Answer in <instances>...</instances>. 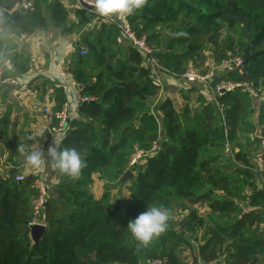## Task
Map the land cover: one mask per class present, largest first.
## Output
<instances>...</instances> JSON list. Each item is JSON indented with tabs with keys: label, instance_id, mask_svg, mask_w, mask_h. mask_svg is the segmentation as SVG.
<instances>
[{
	"label": "trees",
	"instance_id": "obj_1",
	"mask_svg": "<svg viewBox=\"0 0 264 264\" xmlns=\"http://www.w3.org/2000/svg\"><path fill=\"white\" fill-rule=\"evenodd\" d=\"M28 3L31 5L24 7ZM198 4L147 0L142 9L126 17L136 34L155 40L156 58L163 56L158 44L161 26H175V33L163 46L171 52L183 47L197 71L209 58L216 66L241 58L242 66L229 67L212 78L213 85L222 80L234 85L217 98L225 122L219 120L220 109L203 95L198 97V101H204L200 108H192L189 102L178 108L174 100L166 98L156 109L152 101L161 86L146 57L122 39L115 24L100 22L94 26L93 36L85 33L79 43H74L78 49L88 50L86 55L76 54L71 73L80 96L89 100L79 101L78 115L69 119L60 142L61 149L83 151L86 166L76 179L56 170L60 181L46 192L40 215L46 230L35 245L29 232L33 201L40 194L35 186L37 176L31 174L28 179L27 175L18 181L16 176L22 172L19 164L11 163L6 171L0 166V264H145L146 260L162 257L166 241L180 237L179 232L166 229L148 247H138L126 228L147 205L166 210L173 189L183 197L194 195L197 201L206 202L213 213L238 215L229 225L215 222L206 226L198 247L203 260L211 264H264V181L257 183L264 171L248 153L256 143L263 144L264 117L261 114L263 127L258 130L251 119L254 108L247 89L250 86L264 92V0H198ZM0 8L11 12L0 15L1 28H16L27 34L49 22L68 34L77 26L71 18L73 12L81 24L90 19L87 9L72 11L63 0H0ZM14 56V74L29 70L28 58ZM56 92L53 109L60 111L66 95L61 88ZM159 110L163 112L166 140L152 155H143L131 187L133 199L125 207L112 205L108 191L96 199L90 192L93 171H125L137 152L126 153L125 145L131 148L135 142H147L141 146L146 150L138 149H152L160 137L155 115ZM53 124L58 125L57 118H53ZM226 146L237 162L255 163L256 171L237 164L236 173L244 177L213 173L207 162L215 155L204 157L203 153L208 148ZM3 153L1 149L0 157ZM259 160L264 167V149ZM229 161L233 164V159ZM229 184L238 187L227 188ZM246 188L250 190L248 202L239 193ZM160 243L163 245L157 250L155 246Z\"/></svg>",
	"mask_w": 264,
	"mask_h": 264
},
{
	"label": "rangeland",
	"instance_id": "obj_2",
	"mask_svg": "<svg viewBox=\"0 0 264 264\" xmlns=\"http://www.w3.org/2000/svg\"><path fill=\"white\" fill-rule=\"evenodd\" d=\"M195 6L199 7L198 0H188ZM86 8V7H85ZM88 9V8H87ZM92 9V8H91ZM88 9V10H91ZM127 14L121 15L118 17L119 19L128 21ZM90 16L93 17V12H90ZM77 19V26L67 35L69 37L75 38L78 41H81L84 34L94 35V24H92V20H89L86 24H81V19ZM91 19V17H90ZM75 25V24H74ZM118 32L121 34L123 39V34L121 29L117 27ZM91 31H94L91 33ZM175 33V26L172 28H166L165 26H161L160 28V37L158 38V44L163 51V56L158 57L157 60L160 65V70L155 73H151L155 76V79H159L161 81V88L159 95L153 99L152 104H154L155 108L164 101L166 98H171L174 100L176 106L178 108L183 107L187 102L190 103L192 108H200L204 101H198L199 95H203L205 99L211 101L216 108L220 109L219 120L223 123L225 122L223 111L221 110L219 103L217 101L218 95L222 94V89H231L232 87L226 81L222 80L221 82L213 85L212 78L214 76H220L226 72V69L229 67H233L237 65L235 59L228 61V63H224V65L216 66L212 59H206L198 68L199 73L202 76H207L206 80L196 81L194 84L182 79L181 75L191 66V61L185 54V51L182 50L183 47H178L175 51H169L163 46L166 39H168L172 34ZM67 37V36H66ZM153 48L156 45L155 40L150 41ZM155 49V48H154ZM209 55V51L207 52ZM241 60V58H239ZM2 58L0 59V61ZM242 61V60H241ZM2 63V61H1ZM170 70V72L168 71ZM172 71V72H171ZM251 91V100L250 105L254 108V114L252 116V120L257 124L258 130L263 127V123H261V114L264 117V92L255 91L250 86L247 87ZM156 118L158 120V124L160 125V137L153 144L154 147L148 150L147 152L138 149L139 147L146 150V147H141L146 145L147 142L142 143H133L132 147L129 148V145L124 146L123 150L126 153L136 152L131 157V163L127 167L133 173V176L126 181L122 182L121 177L125 174V171H118L117 168H114L113 171L102 170L97 168L93 171L92 176L94 179V183L90 187L91 194L96 198L100 199L104 195L106 191H108L110 201L112 205L119 203L121 207H125L128 201L132 200L131 196V187L135 183L134 180L137 178L139 174V170L141 167V163H143V155L147 154L152 155L156 149H158L161 143L166 140L165 135V126L163 123L162 115L163 112L159 110L156 111ZM229 132V129H226ZM259 133V132H258ZM233 140V138H232ZM132 144V143H131ZM264 149V139L263 144L260 146L253 145L248 149V153L253 156V160L260 164L259 170L264 171V167L261 165L260 155ZM232 150L229 149L228 146L225 148H208L207 152L203 153V156L215 155L210 162H207V165L211 167L212 172L217 174H222L225 177L228 176H243L242 174L236 173L235 165L239 164L242 167H246L249 170L256 171V164L245 165L240 162H237L235 158L231 155ZM233 159V164L230 163L229 159ZM21 174L25 175L24 171ZM210 174H206L208 178ZM244 177V176H243ZM252 178H248L250 181ZM252 181V180H251ZM264 177L262 180H259L257 183H263ZM212 184L208 183V187H211ZM237 188L238 185L229 184L227 188ZM219 193L223 191L218 190ZM240 197L244 198L245 202H248L250 190L248 188L240 191ZM171 203L166 211L169 213V221L168 228L171 231L179 232L180 237H177L174 240H167L165 243L166 249L162 252V257L151 258L146 260L145 264H154L155 261H160L161 264H192L194 262H198L199 264H211L206 262L201 258L198 254V247L203 242V236L205 234V228L207 225L211 223H220L222 225H229L237 219V214H221L211 212L209 206L206 202L197 201L194 195L189 196H181L178 195L177 192L173 189L170 194ZM254 206H248V209H252ZM67 209V208H64ZM67 211V210H64ZM163 244L160 243L156 245L155 248L158 250L160 246ZM172 252V255H169L168 252ZM119 263V262H116ZM114 264V263H113ZM124 264V263H120ZM215 264H223L221 261L216 262Z\"/></svg>",
	"mask_w": 264,
	"mask_h": 264
},
{
	"label": "crops",
	"instance_id": "obj_3",
	"mask_svg": "<svg viewBox=\"0 0 264 264\" xmlns=\"http://www.w3.org/2000/svg\"><path fill=\"white\" fill-rule=\"evenodd\" d=\"M63 2L72 11L78 8L73 0ZM0 10L2 15L5 10ZM86 11L90 16L91 11ZM90 17L94 26L99 25L94 17ZM71 18L77 23L76 18L79 16L73 12ZM75 42L79 43L67 33L63 34L51 22L31 34L16 28L0 27V64L4 67V81L0 82V150L4 153L0 157L3 164L0 166L6 171L12 167L11 163L16 162L25 175L37 176L36 179L47 192L51 191L54 183L60 181L56 170L49 167L46 158L39 169H33L26 164L25 156L36 145L46 155L54 139L60 148L64 131L55 130L53 119L45 112L48 108H55L56 90L63 89L72 112L71 117L78 115L79 86L72 76L71 68L81 48L75 47ZM14 55L18 59L28 58L29 70L14 74ZM63 72L71 74V77L63 76ZM11 159L14 162H10Z\"/></svg>",
	"mask_w": 264,
	"mask_h": 264
},
{
	"label": "clouds",
	"instance_id": "obj_4",
	"mask_svg": "<svg viewBox=\"0 0 264 264\" xmlns=\"http://www.w3.org/2000/svg\"><path fill=\"white\" fill-rule=\"evenodd\" d=\"M146 2L147 0H94V11L100 17L118 18L142 9ZM180 34L185 35V33ZM45 158L50 168L72 179L78 178L81 170L86 166L83 151L69 147L58 148L55 139L54 143L48 146L46 155L45 151L36 145L25 156L26 164L33 169H39ZM169 218V213L162 207L147 205L143 212L128 222L126 229L137 242L138 247H148L166 231Z\"/></svg>",
	"mask_w": 264,
	"mask_h": 264
},
{
	"label": "built area",
	"instance_id": "obj_5",
	"mask_svg": "<svg viewBox=\"0 0 264 264\" xmlns=\"http://www.w3.org/2000/svg\"><path fill=\"white\" fill-rule=\"evenodd\" d=\"M74 4L78 7H84L83 3L89 5L92 9L89 11L93 12V17L96 21L100 22H108L115 24L117 27L121 29V32L123 34L124 39L129 42L132 46L137 47L142 55H144L147 59L148 65L152 72L157 73L160 70L159 62L155 56V50L149 41V38L146 34H136L135 31L131 28L128 21L114 18V17H100L98 16L94 11V0H73ZM31 3L24 4V7L30 6ZM88 52L87 48L82 47L80 50L81 55H86ZM237 65L235 67L242 66V61L239 58H235ZM170 72V70H168ZM172 72V71H171ZM63 76H69L71 77V74H67L65 72L62 73ZM182 79H185L188 82H196V81H202L206 80L207 76H202L196 69H194L192 66H190L184 73L181 75ZM159 84H161V81L159 79H156ZM4 81V67L2 64H0V82ZM231 87L234 85L229 84ZM80 101L89 100L88 97L80 96ZM46 114H48L50 119L57 118L58 119V125L56 126L57 131H64L67 127V123L69 119L72 116V112L70 109L69 104L66 102L63 105V108L60 111H55L53 108H48L45 110ZM27 175L18 174L16 176V179L18 181H22L25 179ZM35 186L39 189V195L36 199L33 201V222H31V225L34 223H42L41 220V210L45 203V195L46 190L45 187L40 184V181L36 179ZM154 264H161L160 261H155Z\"/></svg>",
	"mask_w": 264,
	"mask_h": 264
},
{
	"label": "water",
	"instance_id": "obj_6",
	"mask_svg": "<svg viewBox=\"0 0 264 264\" xmlns=\"http://www.w3.org/2000/svg\"><path fill=\"white\" fill-rule=\"evenodd\" d=\"M83 6L88 8V9H91V7L85 3H83ZM0 12H2V11L0 10ZM16 13H18V11ZM3 14L8 15V14H11V12L5 10V11H3ZM225 91H226V89L221 90V92H225ZM132 176H133L132 171L130 169H127L125 174L121 177V181L124 182L127 179L131 178ZM30 178H32L31 174L28 175V179H30ZM45 230H46V225L43 223H34V224L30 225L29 236H30L32 243L34 245L37 244V242L40 240V238L42 237ZM114 264H120V263H114Z\"/></svg>",
	"mask_w": 264,
	"mask_h": 264
}]
</instances>
